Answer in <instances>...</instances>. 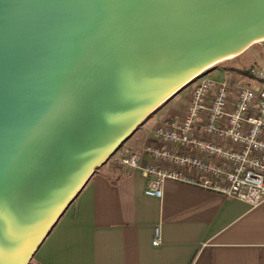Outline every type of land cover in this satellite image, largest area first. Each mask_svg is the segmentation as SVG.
<instances>
[{"label":"water","instance_id":"obj_1","mask_svg":"<svg viewBox=\"0 0 264 264\" xmlns=\"http://www.w3.org/2000/svg\"><path fill=\"white\" fill-rule=\"evenodd\" d=\"M264 40V0H0V264L187 84Z\"/></svg>","mask_w":264,"mask_h":264},{"label":"crops","instance_id":"obj_2","mask_svg":"<svg viewBox=\"0 0 264 264\" xmlns=\"http://www.w3.org/2000/svg\"><path fill=\"white\" fill-rule=\"evenodd\" d=\"M145 186L139 169L108 160L29 264H264V204L169 180L154 197Z\"/></svg>","mask_w":264,"mask_h":264},{"label":"built area","instance_id":"obj_3","mask_svg":"<svg viewBox=\"0 0 264 264\" xmlns=\"http://www.w3.org/2000/svg\"><path fill=\"white\" fill-rule=\"evenodd\" d=\"M218 73L187 84L180 111L156 124L140 149L120 147L109 158L139 169L146 195L161 197L169 180L264 204V65ZM159 239L155 228L152 244Z\"/></svg>","mask_w":264,"mask_h":264},{"label":"rangeland","instance_id":"obj_4","mask_svg":"<svg viewBox=\"0 0 264 264\" xmlns=\"http://www.w3.org/2000/svg\"><path fill=\"white\" fill-rule=\"evenodd\" d=\"M251 65H264V41L252 44L248 49L233 59L218 63L214 69L207 71L203 76H210L211 74L216 76L219 74L218 70H221L222 68H231L233 73L238 74V69H245ZM184 94L185 89L183 88L155 111V113L148 117L134 132L131 139L127 140L121 146V149H130L129 144L139 147L142 146L145 142V138L148 137L150 131L156 126V124L180 111L185 102Z\"/></svg>","mask_w":264,"mask_h":264},{"label":"trees","instance_id":"obj_5","mask_svg":"<svg viewBox=\"0 0 264 264\" xmlns=\"http://www.w3.org/2000/svg\"><path fill=\"white\" fill-rule=\"evenodd\" d=\"M225 69H228V68H225ZM236 69H237V68H236ZM229 70H232V69L230 68ZM234 70H235V69H234ZM238 71H239L240 74H243V73L246 72V68H245V69H243V68H242V69H238ZM156 111H157V110H156ZM153 113H155V112H153ZM151 115H152V114H151ZM151 115H150V116H151ZM150 116H149V117H150Z\"/></svg>","mask_w":264,"mask_h":264},{"label":"bare ground","instance_id":"obj_6","mask_svg":"<svg viewBox=\"0 0 264 264\" xmlns=\"http://www.w3.org/2000/svg\"><path fill=\"white\" fill-rule=\"evenodd\" d=\"M235 57H236V56H231V57L225 58V59H223V60L218 61L216 64H218V63H220V62H222V61H225V60L233 59V58H235Z\"/></svg>","mask_w":264,"mask_h":264}]
</instances>
